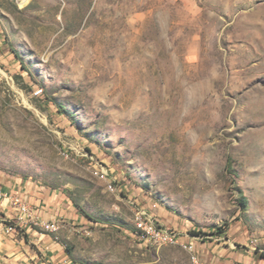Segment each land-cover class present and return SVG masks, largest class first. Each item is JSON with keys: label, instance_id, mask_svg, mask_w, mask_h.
<instances>
[{"label": "rangeland", "instance_id": "374dc122", "mask_svg": "<svg viewBox=\"0 0 264 264\" xmlns=\"http://www.w3.org/2000/svg\"><path fill=\"white\" fill-rule=\"evenodd\" d=\"M0 187L66 222L72 264H193L137 208L264 264V0H0Z\"/></svg>", "mask_w": 264, "mask_h": 264}, {"label": "built area", "instance_id": "2783aa9c", "mask_svg": "<svg viewBox=\"0 0 264 264\" xmlns=\"http://www.w3.org/2000/svg\"><path fill=\"white\" fill-rule=\"evenodd\" d=\"M107 188L119 191V186L115 181L107 182ZM8 208L12 209L14 216L4 215L0 212V238L18 233L19 228L43 230L56 236L67 225L65 221L42 219L35 211L28 193L3 190L0 187V210L4 211ZM135 220L142 230L147 231V238L138 237L139 239L159 246L174 244L187 248L192 254L193 264H204L196 253L195 243L185 240L176 229L161 224L147 211L140 208H137Z\"/></svg>", "mask_w": 264, "mask_h": 264}, {"label": "crops", "instance_id": "0c3cea01", "mask_svg": "<svg viewBox=\"0 0 264 264\" xmlns=\"http://www.w3.org/2000/svg\"><path fill=\"white\" fill-rule=\"evenodd\" d=\"M56 197L44 195L43 197H39V200L36 202L40 203L43 200L48 206L54 205L57 204ZM0 212L4 215L14 216L11 208L5 209L4 211L0 210ZM43 214L44 218H48V214L42 212V216ZM57 214L58 213H56V215ZM20 232L9 237L0 238V264H29L31 261L41 260L44 261L43 264L56 261L64 262V264H72V262L68 260V257L64 255L65 250L63 246L57 242V236H53V239H51L52 236H50L49 239L40 238L38 240L33 239L36 234H38V231L27 228ZM40 243L42 246L38 245ZM32 245L37 246L39 251L33 250Z\"/></svg>", "mask_w": 264, "mask_h": 264}, {"label": "bare ground", "instance_id": "6f19581e", "mask_svg": "<svg viewBox=\"0 0 264 264\" xmlns=\"http://www.w3.org/2000/svg\"><path fill=\"white\" fill-rule=\"evenodd\" d=\"M137 230H138V233L139 235L142 237V238H147V231L145 230H142L140 226H138V222H137ZM170 245H174V244H170ZM185 250L189 251L187 248H184Z\"/></svg>", "mask_w": 264, "mask_h": 264}, {"label": "trees", "instance_id": "16d2710c", "mask_svg": "<svg viewBox=\"0 0 264 264\" xmlns=\"http://www.w3.org/2000/svg\"><path fill=\"white\" fill-rule=\"evenodd\" d=\"M13 53L15 54V56H16L17 58H19V57H18V54H17L15 51H13ZM257 254L260 256L261 259L264 260V252H258Z\"/></svg>", "mask_w": 264, "mask_h": 264}]
</instances>
